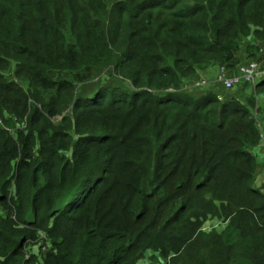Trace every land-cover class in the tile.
I'll list each match as a JSON object with an SVG mask.
<instances>
[{
    "label": "trees",
    "instance_id": "trees-1",
    "mask_svg": "<svg viewBox=\"0 0 264 264\" xmlns=\"http://www.w3.org/2000/svg\"><path fill=\"white\" fill-rule=\"evenodd\" d=\"M240 51L264 64V0H0V264H264V80L181 90Z\"/></svg>",
    "mask_w": 264,
    "mask_h": 264
},
{
    "label": "rangeland",
    "instance_id": "rangeland-1",
    "mask_svg": "<svg viewBox=\"0 0 264 264\" xmlns=\"http://www.w3.org/2000/svg\"><path fill=\"white\" fill-rule=\"evenodd\" d=\"M110 21H112L111 18H110ZM238 55H239V58L242 59V61L239 63V65H244V64H248V63L256 62V61H257L256 63L259 62L256 59H254V61L253 60H251V61L244 60V57H246L245 56V51H240V53ZM260 65L263 66L264 64L260 62ZM120 70L123 71V72H127L126 69L122 68V67H120ZM99 71H100L99 75H97L96 77H91L90 79L85 81V83L87 84L85 86H88V85H90V86H102V87L112 86V85L118 84L120 82L119 80H123L124 79L123 75L120 74L118 71H116V69L114 67H112V66H109V67L102 66ZM217 72H218L217 68H215V67L210 68L207 71L202 72L200 74L201 77L198 80L206 79V78H212L213 79L214 76L217 74ZM124 82L126 84L130 83V81L128 79H125ZM191 83H192V81L186 82L183 85V87L181 88V90L184 91V93H187L188 92V88L191 86ZM245 87H247V86H245ZM222 89L225 90L224 88H222L220 86V91L221 92L219 93V95H223L222 98H225V96L228 95L230 92L239 91V90H242V89L245 90L244 86H243L242 89L236 88V90H232V91H228V92H223ZM246 90H248V93L245 92V91L243 92L245 101H246L247 96H249L250 94H251L250 96H252V93L254 92V89H252V88H248L247 87ZM177 91H179V90H177ZM170 92L173 93L174 91L171 90ZM222 92H223V94H222ZM262 103H263V101H262L261 97L256 100V105L259 104L258 106L261 107ZM253 116L256 117L257 114L253 113ZM258 119L260 120L261 118L258 117ZM60 120H61V118L57 119V121H60ZM113 120L116 123L118 129L120 130V134H119L118 141L114 142L112 147H113V150H115L116 152L123 153V146H119V143L122 141L123 143H125V146H126L128 144V137L126 136V131L124 129V124H122V125L121 124H117V120L116 119H113ZM259 123H260V127L264 128V121L261 120V121H259ZM260 145H261L260 148L255 150V152H256V162L259 165L257 176H256L255 187L264 194V142H262V144H260ZM127 146H129V148L133 149V151L136 154V156H135L136 158L142 157V149L144 147L140 144V142L131 141V142H129V144ZM143 168H144V165H143ZM146 169L147 168H145V171H147ZM151 172H152V169L148 171V173H151ZM162 175L166 176V174H162ZM118 179H120L122 181L121 176H117V175L113 174L112 177H111V182L110 183L111 184L112 183H117ZM179 180H180V178H171V179L167 180V177H166V179L164 181V186L166 184H167V186L172 185V184H177V183H179ZM106 190H107V188H106ZM12 191H13V193L15 192V187L12 189ZM110 194L111 195H116V194H120V193L111 191ZM215 204L217 205V207L221 208V204H219L218 202H216ZM108 207H109V205H108ZM201 220H200L201 221V223H200L198 220L196 221L195 219H193V221L195 223L199 224V226L201 227V231L203 233L204 232L209 233V232H211V230L214 231L215 230L214 228H216L218 230V232H221V230H222L221 227L223 226V222L222 221L213 220V219H210L208 221L203 220V219H201ZM224 225H225V223H224ZM20 228L21 229L25 228V229L28 230L27 227L21 226ZM48 229H50V227ZM28 231L31 232L32 230H28ZM218 232H216V230H215L216 234ZM50 239L52 241V238L49 237L45 232L36 231L35 236L31 240L26 242L25 249H24L25 253L28 254V255H32L33 254L36 257L37 256H43L44 257L50 251V244H51ZM149 260H151V259H144V260L140 261L139 264H150ZM165 261H171V260L170 259L169 260L160 259V261L157 264H160L162 262H163L162 264H166Z\"/></svg>",
    "mask_w": 264,
    "mask_h": 264
},
{
    "label": "built area",
    "instance_id": "built-area-1",
    "mask_svg": "<svg viewBox=\"0 0 264 264\" xmlns=\"http://www.w3.org/2000/svg\"><path fill=\"white\" fill-rule=\"evenodd\" d=\"M262 80H264V67L259 63L251 62L239 65L235 69L221 67L213 80H198L188 90L193 91L199 88L209 87L210 85H221L226 91H231L244 85L255 87ZM219 100H223L222 96L219 97ZM165 263L170 264L169 261Z\"/></svg>",
    "mask_w": 264,
    "mask_h": 264
},
{
    "label": "clouds",
    "instance_id": "clouds-1",
    "mask_svg": "<svg viewBox=\"0 0 264 264\" xmlns=\"http://www.w3.org/2000/svg\"><path fill=\"white\" fill-rule=\"evenodd\" d=\"M259 64H260V63H259ZM237 66H239V65H237ZM237 66H236V67H237ZM221 67H226V66H221ZM221 67H219V68H221ZM263 67H264V65H263ZM219 68H217V69L219 70ZM234 69H235V68H234ZM215 76H216V75H215ZM215 76H214V77H215ZM206 79H207V80H213L214 78H213V79H212V78H206ZM258 83H259V82H258ZM258 83H257V84H258ZM210 86H212V87H216V86H221V85H210ZM245 86H247L248 88H253V89L256 87V86H255V87H252V86H250V85H244V87H245ZM237 88H243V86H241V87H237ZM193 91H195V90H193ZM221 102H222V101H221ZM243 103H244V102H243ZM50 249H51V244H50Z\"/></svg>",
    "mask_w": 264,
    "mask_h": 264
},
{
    "label": "crops",
    "instance_id": "crops-1",
    "mask_svg": "<svg viewBox=\"0 0 264 264\" xmlns=\"http://www.w3.org/2000/svg\"><path fill=\"white\" fill-rule=\"evenodd\" d=\"M240 89H242V88H240Z\"/></svg>",
    "mask_w": 264,
    "mask_h": 264
}]
</instances>
